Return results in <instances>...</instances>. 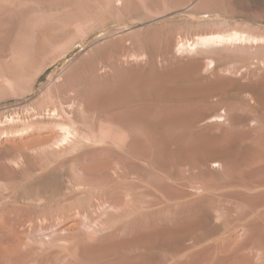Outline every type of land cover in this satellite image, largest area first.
I'll return each instance as SVG.
<instances>
[{
  "label": "rangeland",
  "instance_id": "obj_1",
  "mask_svg": "<svg viewBox=\"0 0 264 264\" xmlns=\"http://www.w3.org/2000/svg\"><path fill=\"white\" fill-rule=\"evenodd\" d=\"M0 264H264V0H0Z\"/></svg>",
  "mask_w": 264,
  "mask_h": 264
},
{
  "label": "bare ground",
  "instance_id": "obj_2",
  "mask_svg": "<svg viewBox=\"0 0 264 264\" xmlns=\"http://www.w3.org/2000/svg\"><path fill=\"white\" fill-rule=\"evenodd\" d=\"M236 32V31H235ZM244 37V35H243ZM246 37V36H245ZM240 39L242 38V36H239L238 33H233V34H230L228 36L226 35H222V34H218V35H210V36H200L197 38V40L195 41V43L193 42V44H190V47L192 48H195L197 45L199 44H213V43H217V42H220V41H225V40H230L232 41L233 39ZM196 39V38H195ZM234 41V40H233ZM187 44V43H186ZM186 44L184 43L183 46H186ZM215 45V44H213ZM229 45V44H228ZM231 45V43H230ZM188 46V45H187ZM204 46V45H203ZM231 49V48H230ZM198 50V49H197ZM110 65V64H109ZM180 74V73H179ZM78 78V77H77ZM81 78V77H80ZM123 78V77H122ZM121 78V79H122ZM181 78V77H180ZM194 78V77H193ZM190 79V78H189ZM81 80V79H80ZM83 80V79H82ZM124 80V79H123ZM194 81V80H193ZM78 83V82H77ZM86 83V82H85ZM115 83H117V81H115ZM75 84V83H74ZM119 84V83H118ZM118 84L112 86L110 85L109 87V90L110 88L113 90L114 89V93H113V98L115 100H111L114 104H112L113 106L117 107L118 105L119 106H122L121 104H127V105H132V104H135V103H142V102H148L149 99V96L147 95V92L145 91V88L144 86H142L141 84H134L131 82L128 81H124L123 83V86H119ZM86 85V84H85ZM112 86V87H111ZM81 87V86H80ZM86 88V87H85ZM106 90V89H104ZM108 90V89H107ZM106 90V91H107ZM108 90V91H109ZM86 91V90H85ZM194 92V91H193ZM83 93V92H82ZM103 93V92H102ZM184 93V92H183ZM105 95V94H104ZM157 96V95H155ZM188 96V95H187ZM153 97V96H152ZM158 97V96H157ZM162 97V96H161ZM166 97V95L164 96ZM172 98V96H170ZM184 98V96H182ZM191 97V96H189ZM163 98V97H162ZM161 98V99H162ZM168 98V97H167ZM181 98V103L184 104L185 102H192L191 98H187V99H183ZM165 99V98H164ZM179 100V98H177ZM176 99V100H177ZM171 100V99H170ZM194 100V99H193ZM110 101V102H111ZM156 101V100H155ZM164 101V100H163ZM172 101V100H171ZM88 102V101H86ZM111 102V103H112ZM173 102H175V100H173ZM173 104V103H172ZM179 105V104H178ZM218 105V104H217ZM123 107V106H122ZM114 108V107H112ZM212 108V107H211ZM222 108V107H221ZM132 109V108H131ZM60 110V109H59ZM197 110V109H196ZM212 110V109H211ZM219 110V109H218ZM139 111V110H138ZM154 111V110H153ZM213 111V110H212ZM208 112V111H207ZM141 113V112H140ZM143 113V112H142ZM141 113V115H142ZM107 114V113H106ZM208 115V114H207ZM206 115V116H207ZM102 116V115H101ZM190 117V116H189ZM219 117V116H218ZM135 120V119H134ZM200 123V122H199ZM198 124V123H197ZM131 125V124H130ZM133 128V127H132ZM131 128V129H132ZM204 134V133H203ZM198 136V135H197ZM206 148V147H205ZM196 150V149H195Z\"/></svg>",
  "mask_w": 264,
  "mask_h": 264
}]
</instances>
